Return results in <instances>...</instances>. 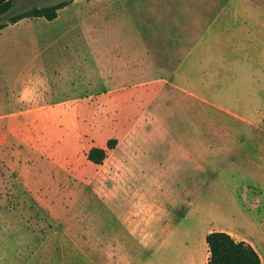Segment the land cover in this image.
Here are the masks:
<instances>
[{
  "label": "rangeland",
  "instance_id": "374dc122",
  "mask_svg": "<svg viewBox=\"0 0 264 264\" xmlns=\"http://www.w3.org/2000/svg\"><path fill=\"white\" fill-rule=\"evenodd\" d=\"M59 1L13 0L0 16L7 22L0 29V264H121L127 253L104 240L114 224L104 199L112 200L121 176L114 150L96 164L90 148L156 129L164 103L175 117L178 84L204 85L207 96L234 109L261 105L264 42L222 38L211 56L196 57V71H154L147 61L113 58L114 41L135 38L141 46L150 37L119 1L68 0L52 20L9 22ZM153 37L166 43L171 36ZM263 114L261 106L258 121ZM232 174L220 173L213 189L224 216L216 224L235 226L233 236L252 242L264 264V187L233 185ZM136 254L139 264L151 253Z\"/></svg>",
  "mask_w": 264,
  "mask_h": 264
},
{
  "label": "crops",
  "instance_id": "0c3cea01",
  "mask_svg": "<svg viewBox=\"0 0 264 264\" xmlns=\"http://www.w3.org/2000/svg\"><path fill=\"white\" fill-rule=\"evenodd\" d=\"M118 1L150 36L141 46L135 38L114 41L113 58L133 66L147 61L154 71H196V57L211 56L222 38L264 42V0H101ZM152 34L171 37L163 43ZM177 88L175 117L164 103L156 129L131 132L111 149L121 177L112 200L104 199L114 219L104 240L127 253L121 264H138L139 252L151 253L139 264H208L207 235L237 229L216 224L224 217L213 190L220 173H234L229 181L236 186L264 187V114L256 118L264 102L234 109L207 96L204 85Z\"/></svg>",
  "mask_w": 264,
  "mask_h": 264
},
{
  "label": "trees",
  "instance_id": "16d2710c",
  "mask_svg": "<svg viewBox=\"0 0 264 264\" xmlns=\"http://www.w3.org/2000/svg\"><path fill=\"white\" fill-rule=\"evenodd\" d=\"M69 3L62 0L44 6H34L25 11L16 12L9 22H17L26 17H45L52 20L58 16L59 10ZM13 0H0V16L12 9ZM7 22H0V29ZM118 143L117 137L109 138L106 146L94 145L88 152V158L96 164H102ZM210 256L208 264H262V257L257 248L249 241L238 240L225 230H214L207 235Z\"/></svg>",
  "mask_w": 264,
  "mask_h": 264
}]
</instances>
